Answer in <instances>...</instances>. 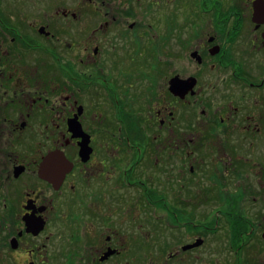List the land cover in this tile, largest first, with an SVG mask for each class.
<instances>
[{
	"label": "flooded vegetation",
	"instance_id": "flooded-vegetation-1",
	"mask_svg": "<svg viewBox=\"0 0 264 264\" xmlns=\"http://www.w3.org/2000/svg\"><path fill=\"white\" fill-rule=\"evenodd\" d=\"M262 145L264 0H0V264H264Z\"/></svg>",
	"mask_w": 264,
	"mask_h": 264
},
{
	"label": "rangeland",
	"instance_id": "rangeland-1",
	"mask_svg": "<svg viewBox=\"0 0 264 264\" xmlns=\"http://www.w3.org/2000/svg\"><path fill=\"white\" fill-rule=\"evenodd\" d=\"M255 149H256L255 152L259 154V157H260L262 165H264V145L257 146V148L255 147ZM251 174H252V171L250 173V176H251ZM153 178H154L153 180L155 182H157V180H158L157 176H155ZM240 180L244 184V188H242V190L244 191V199H243L244 206H243V209L241 207V209L239 211L238 210H233V209L229 210L226 207V210L234 212V217H237V218H238L239 214L241 216H244V215L248 216L249 220L256 222V223H254V225H256V226L257 225H261V226L264 225V207H261L262 203H260V206L257 205V203H259L260 201L262 202L264 200V178L262 177V178L250 179V178L245 177L244 179H240ZM230 195H229V198L231 200L234 196H230ZM257 198H258V200H257ZM214 205L215 204H212V206L210 208H208V209H198V211H197V215H198L197 219L200 218V219L204 220L206 214L211 215L212 218L215 219L217 217V215H219L217 210L220 207H216ZM231 206H233L232 203H231ZM194 219H196V218H194ZM259 234H260V232H259ZM259 234H257V235L259 236ZM173 235L174 234H173L172 231L171 232L167 231V232L164 233V238H166L167 241L172 242V236ZM158 236H160L159 232L158 231L155 232L154 229L150 228V237L156 238ZM215 236L219 240L218 241L213 240L214 241V245H215L214 248H220L222 250H226L225 249V245L223 243V234L219 233V234H216ZM168 237H170V238L168 239ZM184 237H185V239H184ZM184 237H183V242L186 240V236H184ZM255 237H257V236H255ZM251 251H253V250H251ZM156 252H158V250L154 247L153 250L152 249L150 250V252L148 254V257L146 258L145 262H143L144 261L143 259L135 258L134 259L135 264H142V263L149 264L151 262V258L152 257L160 260L159 258H161V257H160L159 254H156ZM221 257L225 258L227 262L231 261L227 252L226 253H222Z\"/></svg>",
	"mask_w": 264,
	"mask_h": 264
},
{
	"label": "water",
	"instance_id": "water-1",
	"mask_svg": "<svg viewBox=\"0 0 264 264\" xmlns=\"http://www.w3.org/2000/svg\"><path fill=\"white\" fill-rule=\"evenodd\" d=\"M183 85V84H182ZM184 86V85H183Z\"/></svg>",
	"mask_w": 264,
	"mask_h": 264
}]
</instances>
